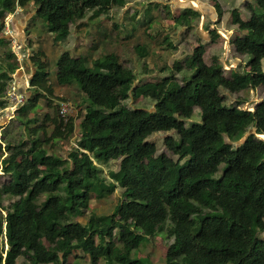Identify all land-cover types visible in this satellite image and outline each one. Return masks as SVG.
<instances>
[{
    "label": "trees",
    "instance_id": "trees-1",
    "mask_svg": "<svg viewBox=\"0 0 264 264\" xmlns=\"http://www.w3.org/2000/svg\"><path fill=\"white\" fill-rule=\"evenodd\" d=\"M27 1L0 0V33L3 13ZM125 2L33 0L35 18L59 40L88 11L93 19ZM254 2L249 20L231 39L237 53L249 56L248 70L231 69L229 77L216 58L204 62L201 46L188 61L189 76L178 82L172 74L155 85H133L134 73L112 52L90 65L66 50L57 55L56 83L75 82L84 96L78 137L74 119L63 120L58 111L44 113L26 139L10 142L0 134V167L9 175L0 185V264H16L19 257L29 264H67L73 251L94 264H156L137 254L154 232L171 240L163 264H264V140L257 137L264 135V98L249 110L221 94L264 89V0ZM185 9L177 22L188 26L199 12ZM8 42L0 36V45ZM3 54L8 60L0 63V108L7 81L18 68L9 49ZM31 61L32 91L17 109L24 125L35 123V114L28 115L40 98L52 107L54 97L45 62L37 55ZM174 65L179 72L181 66ZM130 94L153 100V107H128L124 101ZM45 121L52 126L49 131ZM160 131L176 135L163 138L176 159L157 153L147 140ZM72 137L75 145L65 157L47 150ZM111 159H119V167L106 182L95 162ZM117 185L122 198L113 212L91 213L85 224L74 219L88 208L92 193L100 197ZM4 194L14 198L7 206L1 205ZM42 237L50 243L46 250L38 244Z\"/></svg>",
    "mask_w": 264,
    "mask_h": 264
},
{
    "label": "rangeland",
    "instance_id": "rangeland-1",
    "mask_svg": "<svg viewBox=\"0 0 264 264\" xmlns=\"http://www.w3.org/2000/svg\"><path fill=\"white\" fill-rule=\"evenodd\" d=\"M188 3L191 6H196L199 9V14L187 26V24L177 22V20L180 19L181 13L186 7L182 4ZM17 7L21 8L17 9ZM17 7L11 13H3L4 28L0 33V36L4 35L9 38L7 45H0V63L4 64L8 60L3 54L8 49L18 62V68L11 74V79L7 81L6 90L2 97L3 101H5V106L0 108V134L4 135L10 142H15L22 138L26 139V135L29 136V132H31L30 129L43 120L44 113H57L58 104L61 100H67L73 106V116H71L74 119L73 135L78 137L79 124L85 103L82 100L83 94L75 87L71 88L68 86L64 89L54 84L58 94L54 95L52 99V107H47L46 101L40 98L38 104L33 108V113L30 112L28 115V118H32L35 114V123L32 120L31 123L24 125L17 119L19 116L18 107L22 105L26 96L31 94L30 90H32L28 82L35 71V66L31 61L32 55H37L50 69L53 67V58L58 51L68 50L72 55L80 52L81 45L77 46V44L86 46L87 51L90 53L86 57L88 64L90 63V58L101 56L103 52L110 51L118 57V60L124 66L134 73L133 85L144 83L155 85L160 82L161 78L169 77L172 74H174L178 82H181L184 76H189L192 73V70L188 69V61L192 56L193 50L199 46L202 47L204 62L210 64L216 58L222 65L223 74L227 77H229L231 69L248 70L246 62L249 56L237 53L233 49L231 39L239 34L238 25L245 24L249 20L251 11L256 7L254 0H126L123 6L115 7L112 5L107 13L93 19L90 18V20L88 18L91 11H88L83 18L79 19L80 21L85 19L86 22H89L85 35L79 36L80 33H76L74 25H72L70 26L71 31L65 39L54 45L52 50L44 48V50L40 51V54L37 48L40 47L44 39L49 38L50 40L54 37L52 38L53 43L59 39L55 38L54 33L46 31L44 24L42 25L39 20L33 19L38 35H31L32 44L29 42L30 40H23L22 37H19L22 38L20 42L17 41L19 39L15 38V33L10 28L11 20L13 18L22 19L26 13H30L31 17L33 16L34 18L36 5L33 4V0H28L25 6ZM234 17L237 18V22H235ZM100 32H104V34H100ZM212 32H215L216 35H212ZM136 45L142 46L136 49ZM45 52H47L46 56L44 55ZM145 52L146 55H139V53ZM28 59L31 63L27 62ZM175 63L181 66L179 72L175 68ZM49 69H46L47 72H49ZM262 69L264 72V60L262 61ZM20 79H23V83L19 82ZM12 83L16 85L17 91L22 85L23 92L21 94L23 97L21 103H15L10 100L8 92ZM221 94L228 103L242 101V108L253 110L254 105L264 98V89L256 87L250 89L247 93L241 91L232 94L221 91ZM124 103L128 107L150 109L153 107L154 101L141 96L134 97L130 94ZM193 119L195 121L199 120V118L196 119L195 115ZM45 126L47 131L52 127L49 121H45ZM167 135H172L176 138L173 132L160 131L151 134L147 140L155 143L157 153L163 152L176 159L177 156L172 155L164 145L163 138ZM2 136H0V142H3ZM75 137H72L69 142H60L55 145L49 144L47 145V150L65 157L70 148L74 146L75 139H77ZM242 140L243 138L236 143L238 144ZM119 161V159H111L105 163L95 162L101 170L100 175L106 179V182L112 181L109 178V172L118 169ZM217 173V176H219L221 168H219ZM8 180V173H4L0 167V185ZM121 194L122 188L118 185L112 192L104 191L100 197L92 193L88 208L84 210L83 214L76 216L74 219L85 224L91 213L101 216L113 212L122 198ZM13 200L14 198H9L4 194L1 197V205L7 206ZM1 213L4 215L5 211L2 210ZM170 242L171 240L166 238L164 232H154L149 236L148 240L139 246L137 254L140 257H146L153 263L163 264ZM3 244L4 249H6L7 245L4 239ZM38 244L43 250L50 246V243L43 237L38 240ZM75 255L77 256L75 257ZM16 264L29 263L23 257H19L16 260ZM67 264L94 263L82 252L73 251L68 256Z\"/></svg>",
    "mask_w": 264,
    "mask_h": 264
},
{
    "label": "crops",
    "instance_id": "crops-1",
    "mask_svg": "<svg viewBox=\"0 0 264 264\" xmlns=\"http://www.w3.org/2000/svg\"><path fill=\"white\" fill-rule=\"evenodd\" d=\"M176 2V1H175ZM189 4V3H188ZM188 4H182V5H185L186 7H188ZM25 6V5H24ZM23 7V6H22ZM184 7V6H183ZM19 8H21V7H17V9H19ZM185 8V7H184ZM195 8L197 9V10H199L196 6H195ZM199 12V11H198ZM33 19L34 20H37L35 17L33 18V16L31 17V14L30 13H26L25 14V17L24 18H22V19H17V18H13L12 20H11V23H10V28H11V31L13 32V33H15V38L17 37L19 40H17V41H19L20 42V39H22L23 38V40H27V41H29L30 43H31V40H32V38H31V35H38V32L36 31L37 29L35 28L36 26L34 25V22H33ZM89 20H90V18H88ZM42 24V23H41ZM43 25V24H42ZM72 25H74V28H75V30H76V33H80L79 34V36H82V35H85L86 33H87V28H88V26H89V22H86L85 21V19H83V20H77V21H75V22H73V23H71L70 25H69V32L71 31V27L70 26H72ZM98 27H99V25L97 26V32H98ZM129 28H133V27H129ZM100 34H104V32H100ZM51 36V35H50ZM68 36V35H67ZM66 36V37H67ZM78 36V37H79ZM19 37H22V38H19ZM65 37V38H66ZM8 38V37H7ZM52 38H54V37H52ZM52 38L49 40V38H47V39H44L42 42H43V44H42V42H41V44H40V47H38L37 49H39V52L40 51H42V50H44V48H47V49H51L52 50V48H53V46L54 45H57L58 44V42L59 41H61L62 39H60V40H58L57 42L55 41V43H53V40H52ZM65 38H63V39H65ZM49 40V41H48ZM44 41H47V42H44ZM32 44V43H31ZM60 45V44H59ZM78 45H81V51L82 50H84L83 52H77V53H75V55L73 54V56H80V57H83L85 60H86V57H88L89 56V52L87 51V48H86V46H83L82 44H77V46ZM76 50V49H75ZM64 51V50H63ZM66 51H68V50H66ZM61 51H58L56 54H55V56H54V58H53V67L52 68H48L47 66H46V69H49V72H47L48 73V76H47V80H48V84H50V86L52 87V89H53V96L54 95H56V94H58L57 93V90H56V88H55V85L54 84H56V85H58V86H60V87H63L64 89H66L68 86H70L71 88L72 87H75V88H77L78 89V86H77V84L75 83V82H70V83H68V84H63V85H59V84H57L56 83V79L57 78H55V75H56V71H57V68H56V65H55V63H56V58H57V55L60 53ZM69 52V51H68ZM110 52V51H109ZM70 53V52H69ZM106 52H103L102 53V55L103 54H105ZM71 54V53H70ZM43 55V54H42ZM44 55L46 56L47 55V52H45L44 53ZM72 55V54H71ZM97 57H99V56H94V57H92V58H90L89 59V61H90V63L88 64L87 62H86V64L87 65H90L91 64V61L93 60V59H95V58H97ZM27 62H30V60L28 59L27 60ZM31 63V62H30ZM50 70H52L51 72H50ZM32 71H34V70H32ZM50 73V74H49ZM29 80H30V78H29ZM18 81V80H17ZM16 81V82H17ZM19 82L20 83H23V79H20L19 80ZM29 82V81H28ZM21 91V92H23V90H22V85L20 86V88L18 89V91ZM79 90V89H78ZM19 91V92H20ZM30 91H32V90H30ZM66 92V91H65ZM82 93V92H81ZM83 94V93H82ZM26 97H28V96H26ZM42 99H44V98H42ZM52 99V98H51ZM45 100V99H44ZM82 100H84V96H83V98H82ZM46 101V100H45ZM85 103V102H84ZM46 106H47V101H46ZM48 107V106H47Z\"/></svg>",
    "mask_w": 264,
    "mask_h": 264
},
{
    "label": "built area",
    "instance_id": "built-area-1",
    "mask_svg": "<svg viewBox=\"0 0 264 264\" xmlns=\"http://www.w3.org/2000/svg\"><path fill=\"white\" fill-rule=\"evenodd\" d=\"M11 89L8 92V95L10 96V100L12 102L18 103V102H22V97L23 95L21 94V92L16 90V85L14 83L11 84ZM73 106L72 104L67 101V100H61L58 104V115L63 119V120H67L70 116H73ZM75 145V144H74Z\"/></svg>",
    "mask_w": 264,
    "mask_h": 264
},
{
    "label": "water",
    "instance_id": "water-1",
    "mask_svg": "<svg viewBox=\"0 0 264 264\" xmlns=\"http://www.w3.org/2000/svg\"><path fill=\"white\" fill-rule=\"evenodd\" d=\"M188 7H192V8H195V6H191L190 4H188ZM196 9V8H195ZM20 91V90H19ZM21 92V91H20ZM253 130L249 131V132H252ZM257 137L261 138L264 140V136L263 135H260V134H257Z\"/></svg>",
    "mask_w": 264,
    "mask_h": 264
},
{
    "label": "bare ground",
    "instance_id": "bare-ground-1",
    "mask_svg": "<svg viewBox=\"0 0 264 264\" xmlns=\"http://www.w3.org/2000/svg\"><path fill=\"white\" fill-rule=\"evenodd\" d=\"M264 136V135H263Z\"/></svg>",
    "mask_w": 264,
    "mask_h": 264
},
{
    "label": "clouds",
    "instance_id": "clouds-1",
    "mask_svg": "<svg viewBox=\"0 0 264 264\" xmlns=\"http://www.w3.org/2000/svg\"><path fill=\"white\" fill-rule=\"evenodd\" d=\"M17 7V6H16Z\"/></svg>",
    "mask_w": 264,
    "mask_h": 264
}]
</instances>
